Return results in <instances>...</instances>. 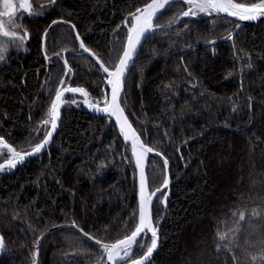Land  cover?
<instances>
[{
  "label": "trees",
  "instance_id": "obj_1",
  "mask_svg": "<svg viewBox=\"0 0 264 264\" xmlns=\"http://www.w3.org/2000/svg\"><path fill=\"white\" fill-rule=\"evenodd\" d=\"M29 2L41 14H24L17 31L30 38L22 48L9 44L0 62V138L20 152L30 151L49 130L43 121L61 79L65 86L85 88L92 101L105 95L106 74L82 54L74 28L111 67L125 44V18L144 4ZM186 7L172 3L158 19L122 99L143 141L171 165L164 221L163 195L154 203L153 221L162 223L151 264H264V21L245 26L233 40L195 49L229 36L238 23L213 17L184 18L175 25ZM58 20L65 23L52 27L44 51V34ZM65 52L69 77L64 76ZM67 99L78 101L64 108L49 151L0 174V232L6 240L0 264H33L40 235L53 227L76 224L103 243H114L134 227L138 187L129 149L113 122L87 112L79 97ZM6 156L0 148V163ZM165 174L163 160L151 156V191L162 186ZM218 234L228 239L220 241ZM102 255L99 245L69 227L44 238L40 264H97ZM142 255L134 250L133 258Z\"/></svg>",
  "mask_w": 264,
  "mask_h": 264
},
{
  "label": "snow or ice",
  "instance_id": "obj_2",
  "mask_svg": "<svg viewBox=\"0 0 264 264\" xmlns=\"http://www.w3.org/2000/svg\"><path fill=\"white\" fill-rule=\"evenodd\" d=\"M52 2L55 3V0H52ZM175 2H182L189 6L182 13L184 17L195 16L198 10L209 15L223 13L242 21L264 18V0H259V2H250V0L248 2H237V0H151V2H148V0H144L143 7H136L135 11L130 12L129 16L124 20L123 27L126 28L124 39H126V43L123 45L122 54L118 56V62L109 67L108 62L96 57V63L99 65L98 70L106 74V83L110 86V96L105 93L101 101H92L89 99V93L85 88L65 86L66 81L61 79L59 82L61 87L55 89L54 99L51 100L47 113L48 119L43 121L45 125L51 124V130L45 133L41 142L36 143L30 151L20 152L0 138V148L7 150L6 158L3 163H0V170L5 168L10 170L15 168L26 156L40 153L50 143L53 132L57 128L62 103H76L75 100H64L65 93H79L85 98V103L90 108L115 117L124 142L126 144L130 142L131 154L138 170L139 200L138 212L133 213L132 224L134 227L128 226L121 233L123 238L116 239L114 243H102L101 240L95 241L97 245H101L103 254H106L108 264H151V258L158 249V226L154 225L150 205L157 193H160L164 197L162 203L166 206L167 193L164 190L169 188L171 176L165 174L162 186L154 191H148V180L145 171L146 158L149 153L155 152V155L160 157L163 156V153L144 143L141 139L142 133L138 134L133 128L125 113V108L122 106L121 92L126 70L137 53L138 46H142V40H147L151 35L155 34V28L158 25L154 26V19L158 13H162L166 6ZM0 7H2V10H0V36L7 38L6 40H0V62H3L9 44L14 45L16 48H22L26 44V40L30 38L27 31L22 34L17 31L21 28L22 20L25 18L24 14H27V18H31L39 16L41 13L34 11L29 0H19V3L14 2V0H0ZM18 12L20 13L19 16L17 15ZM56 23L58 21H53V24ZM46 37L47 32L45 33ZM75 39L80 41L79 47L84 53H87L90 58L95 56L85 46L79 33L76 34ZM56 55L60 56L61 54L56 53ZM64 68V76H71L72 67L68 64L67 59H64ZM101 103L103 107L99 106ZM163 167L164 169L168 168V159L166 157L163 158ZM239 220H245L243 211L239 213ZM80 232H83V230L80 229ZM149 233L150 245L145 243V240L149 238L147 236ZM83 235L90 240L93 239L88 233H83ZM218 235L220 241L228 239L225 234ZM2 246L3 237L0 236V247ZM134 250L143 251V255L139 258H133Z\"/></svg>",
  "mask_w": 264,
  "mask_h": 264
},
{
  "label": "water",
  "instance_id": "obj_3",
  "mask_svg": "<svg viewBox=\"0 0 264 264\" xmlns=\"http://www.w3.org/2000/svg\"><path fill=\"white\" fill-rule=\"evenodd\" d=\"M150 2H151V1H150ZM171 4H172V3H171ZM171 4H170V5H171ZM168 6H169V5H168ZM168 6H166L165 9L162 10V13H158L157 17L154 19V26H156V22H157L158 19L161 17V15L165 12V10L168 8ZM213 17H227V18H229V19H231V20L236 21V22L238 23V25L234 28V30L230 33L229 36H225V37H223V38H219V39H215V40H212V41L206 42V43H204V44H202V45L196 47L195 49H200V48H203V47H207V46H211V45L220 44V43L226 42V41L229 40V39H230V40H233V39L235 38V36L238 34V32H239L242 28H244L245 26L255 25V24H258V23L264 21V18H258L257 20H245V21H242V20H239V19L236 18V17H230V16H227L226 14H223V13H220V14L213 13V14H211V15H209V14L207 13V14H205V16H204V18H213ZM184 18L202 19V18L198 17L197 15H195V16L190 15V16H188V17H184L183 15H181V17H180V18H179L174 24H175V25L178 24V23H179L182 19H184ZM58 23H65V22L62 21V20H58ZM56 24H57V23H56ZM54 25H55V24H53V23L51 24V26H50V27L48 28V30L46 31L47 34L50 32V30L52 29V27H53ZM168 27H171V26H168ZM156 29H157V27L155 28V30H156ZM74 30H75V33L77 34L78 32L76 31L75 28H74ZM45 41H46V38H45V34H44V37H43V44H44L43 46H44V47H45ZM145 42H146V40H142V46H138L137 53L135 54V56H134L132 62H130L129 67H128V69L126 70V76H125V80H124L123 88H122V92H121V100L123 99V93H124L125 84H126V81H127L128 75H129V73H130V71H131V69H132V67H133V65H134V63H135V60H136V58L138 57V55H139V53H140L142 47L144 46ZM79 43H80V41H79ZM125 43H126V41H125ZM85 46H86V45H85ZM91 52L94 53L92 50H91ZM82 54H86V55H88L87 53H84L83 50H82ZM94 54H95V53H94ZM96 57H98V56L95 54V56L93 57L95 61H96ZM105 82H106V79H105ZM59 87H61V85H60ZM105 87H108V90H105V93H107V94L110 96V86H109L107 83H105ZM70 94H73V93H65L64 100L67 101V96L70 95ZM73 95H76V96L81 97V98L83 99V103H84V106H85V110H86L87 112L93 114L94 116L103 117V118H108L109 125L111 124V122H114V125H115L116 129L118 130L119 134L121 135V137H122V139H123V136H122V134L120 133L119 126H118V124L116 123V120H115V117H114V116H109V115L106 114V113L97 112V111H95L94 109L90 108V107L88 106V104L85 103V98H84L82 95H80L79 93H75V94H73ZM66 104H67V103H62V105H61L60 116H59V119H58V121H57V128H56V130L53 132V135H52V138H51V140H50V143L45 147V149H43L40 153L33 154V155H31V156H26V157H25L20 163H18L17 166H16L15 168H13V169H10V170H9V169L5 168L4 170H0V174H8V173L14 171L15 169H17L19 166L25 164V163L28 162L29 160H31V159H33V158H36V157H38V156H40V155H42V154H44V153H46V152L49 151V149H50L52 143L54 142V139H55V137H56V135H57V133H58L60 127H61V122H62V117H63V110H64ZM122 106H123V102H122ZM123 107H124V106H123ZM125 113H126V111H125ZM126 115H127V113H126ZM127 116H128V115H127ZM128 119H129V117H128ZM129 121H130V119H129ZM130 122H131V121H130ZM131 124H132V123H131ZM132 126H133V128L135 129V127H134L133 124H132ZM49 130H51V125H50V129H49ZM135 130H136V129H135ZM136 132H137V130H136ZM137 133H138V132H137ZM138 134H139V133H138ZM141 139H142V138H141ZM123 140H124V139H123ZM142 141H143V139H142ZM143 142H144V141H143ZM124 143H125V142H124ZM144 143H145V142H144ZM125 145H126V147L129 149V151H130V153H131L130 142H129L128 144L125 143ZM156 151H157V150H156ZM131 156H132V154H131ZM151 156H156V155H155V152H153V153H149L148 156H147V158H146V162H145V171H146V175H147V180H148V166H149V161H150V157H151ZM156 157H159V158L162 159V160H163V158H165L164 155H163L162 157H160V156H156ZM132 159H133L134 167H135V169H136L134 158L132 157ZM136 172H137V187H138V200H139V178H138V170H137V169H136ZM166 174H168V175L171 176V165H170V162H169V161H168V168L166 169ZM172 184H173V182H172V176H171V180H170L169 188L166 189V190H164V191L167 193V204H166V206H165V204L163 203V206H164V215H163L162 221H164V219H165V217H166V212H167V208H168V200H169V198L171 197ZM148 191L151 192V190H150V186H149V180H148ZM159 194H160V193H157V196L153 198L152 203H151V205H150L152 218H153L154 203H155V201H156V199H157V197H158ZM163 199H164V197H163ZM162 221L157 225V226H158V232H159L158 249L154 252L153 257H154L155 254L158 252L159 247H160V242H161V240H160V228H161V223H162ZM153 222H154V221H153ZM154 225H155V224H154ZM74 226H75V227H74ZM69 227H70V228H75V229H77V230L80 232V228H78V226H77L76 224H72V225H61V226H57V227L50 228V229L46 230L45 232H43V233L40 235V237H39V239H38V241H37V243H36V247H35L34 258H33V264H39V263H40V248H41V244H42L44 238H45L47 235L52 234V233H54V232H56V231H58V230H61V229H64V228H69ZM81 233L83 234L84 232H81ZM148 235L150 236V233L147 234V236H148ZM0 236L3 237V246L0 247V261H1V260L3 259V257L5 256V253H6V240H5V238H4V235H3L1 232H0ZM86 237H87V236H86ZM87 238H88V237H87ZM91 241H93V242L95 243L96 239L93 238V239H91ZM102 243H103V242H102ZM95 244H96V243H95ZM99 246H100V248H101V245H99ZM101 249H102V248H101ZM153 257H152V258H153ZM152 258H151V260H152ZM103 261H104V262H103ZM97 264H108L106 254H103V255H102L101 260H100Z\"/></svg>",
  "mask_w": 264,
  "mask_h": 264
},
{
  "label": "rangeland",
  "instance_id": "obj_4",
  "mask_svg": "<svg viewBox=\"0 0 264 264\" xmlns=\"http://www.w3.org/2000/svg\"><path fill=\"white\" fill-rule=\"evenodd\" d=\"M14 2H16V3H19V0H14ZM188 5H187V7H186V9L185 10H187L188 9ZM0 10H2V7H0ZM195 10V9H194ZM205 14H207V13H204V12H199L198 10L196 11V15L198 16V17H204L205 16ZM182 15V14H181ZM181 15L177 18V20L181 17ZM176 20V21H177ZM183 20V19H182ZM79 100H82L81 98H79ZM67 101H71V100H67ZM76 101V103H77V99L75 100ZM76 103H67L66 104V106L68 105V104H71V105H75ZM65 106V107H66ZM51 125V124H50ZM160 195V194H159ZM158 195V196H159ZM161 201H163V197H162V200ZM106 202H108V203H110L111 205H113L114 204V201L113 200H111L110 198L109 199H107L106 200ZM163 204V203H162ZM155 224V223H154Z\"/></svg>",
  "mask_w": 264,
  "mask_h": 264
},
{
  "label": "flooded vegetation",
  "instance_id": "obj_5",
  "mask_svg": "<svg viewBox=\"0 0 264 264\" xmlns=\"http://www.w3.org/2000/svg\"><path fill=\"white\" fill-rule=\"evenodd\" d=\"M29 1H31V0H29ZM29 3H30V2H29ZM201 18H202V17H201ZM203 18H204V17H203ZM125 29H126V28H125ZM125 41H126V40H125ZM45 44H46V41H45ZM43 45H44V44H43ZM45 47H46V46H45ZM45 47L43 46L44 51H45ZM66 54H67L66 52L63 54V60L66 59ZM78 54H80V52H79ZM80 55H81V54H80ZM46 57H47V56H46ZM47 58H48V57H47ZM104 88H105V87H104ZM90 99H91V98H90ZM100 106H103V104L101 103ZM138 258H139V257H138ZM39 264H40V263H39Z\"/></svg>",
  "mask_w": 264,
  "mask_h": 264
}]
</instances>
